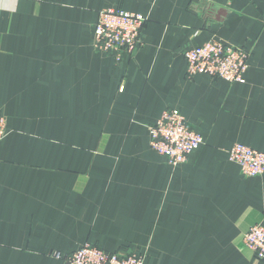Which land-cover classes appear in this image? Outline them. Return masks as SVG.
Returning a JSON list of instances; mask_svg holds the SVG:
<instances>
[{
  "label": "crops",
  "instance_id": "obj_1",
  "mask_svg": "<svg viewBox=\"0 0 264 264\" xmlns=\"http://www.w3.org/2000/svg\"><path fill=\"white\" fill-rule=\"evenodd\" d=\"M105 7L145 17L120 60L97 48ZM212 36L249 52L244 81L186 76ZM177 109L204 143L177 166L148 127ZM0 264H63L88 242L144 264H264L243 234L264 227V0H0Z\"/></svg>",
  "mask_w": 264,
  "mask_h": 264
},
{
  "label": "built area",
  "instance_id": "obj_2",
  "mask_svg": "<svg viewBox=\"0 0 264 264\" xmlns=\"http://www.w3.org/2000/svg\"><path fill=\"white\" fill-rule=\"evenodd\" d=\"M145 17L140 13L105 7L98 11L94 28L97 48L120 60L123 54H132L141 44V30ZM186 76L207 74L227 82H243L248 68L249 52L244 46L230 44L212 36L200 46L183 51ZM150 148L165 157L167 164L177 166L204 143L186 118L175 108H167L159 119L148 127ZM7 134L5 119L0 117V141ZM230 161L238 164L246 177L264 172V152L242 143H234L227 151ZM255 259L264 261V227L251 226L242 237ZM63 264H144V255L136 252H109L91 243H84L72 252L54 254Z\"/></svg>",
  "mask_w": 264,
  "mask_h": 264
},
{
  "label": "rangeland",
  "instance_id": "obj_3",
  "mask_svg": "<svg viewBox=\"0 0 264 264\" xmlns=\"http://www.w3.org/2000/svg\"><path fill=\"white\" fill-rule=\"evenodd\" d=\"M0 117H2V118H4V119H5V117H3V116H0ZM236 143H237V142H236ZM238 143H239V142H238ZM232 145H233V144H232ZM232 145H231V146H232ZM244 145H245V144H244ZM231 146H230V147H231Z\"/></svg>",
  "mask_w": 264,
  "mask_h": 264
}]
</instances>
